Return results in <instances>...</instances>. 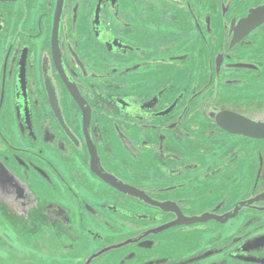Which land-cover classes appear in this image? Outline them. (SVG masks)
<instances>
[{
	"label": "flooded vegetation",
	"instance_id": "obj_1",
	"mask_svg": "<svg viewBox=\"0 0 264 264\" xmlns=\"http://www.w3.org/2000/svg\"><path fill=\"white\" fill-rule=\"evenodd\" d=\"M176 212L217 242L157 250ZM262 236L264 0H0L1 254L264 264Z\"/></svg>",
	"mask_w": 264,
	"mask_h": 264
},
{
	"label": "rangeland",
	"instance_id": "obj_2",
	"mask_svg": "<svg viewBox=\"0 0 264 264\" xmlns=\"http://www.w3.org/2000/svg\"><path fill=\"white\" fill-rule=\"evenodd\" d=\"M151 226V224H150ZM162 238L163 242L160 247H156L159 251H167L171 252L175 256L183 255V254H189L193 251H196L199 248L205 247L208 244H214L217 242L218 238L216 235H214L213 231L208 232H200L199 233H192L186 235V237H176L174 229H170L164 233H161L159 236ZM91 241V240H90ZM203 244L200 245V243ZM103 242L99 241H91L88 243L87 237L84 238V242L79 244V247L76 248V252H82V253H90V251H93L96 248H104L105 244H102ZM98 251V250H97ZM149 252L151 251H144L145 254L149 255ZM106 255V254H104ZM104 257V256H103ZM101 257V258H103ZM78 255L76 253L69 254L66 256H60V255H54L49 257L47 260L48 262H52L53 264H60L61 262L63 264H76L78 260ZM39 259L36 260V256L33 254H30L29 256L21 257V255L12 254L10 256L6 254L0 253V264H28V262L35 264ZM46 261V262H47ZM37 264V263H36Z\"/></svg>",
	"mask_w": 264,
	"mask_h": 264
},
{
	"label": "water",
	"instance_id": "obj_3",
	"mask_svg": "<svg viewBox=\"0 0 264 264\" xmlns=\"http://www.w3.org/2000/svg\"><path fill=\"white\" fill-rule=\"evenodd\" d=\"M160 208H162L164 211L165 210H168L167 209V203H164V202H160L159 205ZM176 214L178 215V218L177 220H174L172 222H169V223H166V224H163L159 227H156L152 230H154L153 232H163V231H166L168 229H171V228H174V227H179V226H182V225H191L193 223H196V222H204L206 220L207 216L206 214L204 215H201V216H196V217H189V216H184L182 215L180 212H176ZM152 232V233H153ZM264 240V236L260 237L258 240ZM259 242L261 241H258L256 244H258ZM262 244V243H261ZM121 247V246H120ZM119 248V247H118ZM110 249H107L105 251H101V249H99L96 253L94 254H91V256L89 257V259H87L88 262H92V260L94 258H97V256H102L103 254L108 253ZM252 260V259H250ZM257 261H260V262H264V259H256Z\"/></svg>",
	"mask_w": 264,
	"mask_h": 264
}]
</instances>
